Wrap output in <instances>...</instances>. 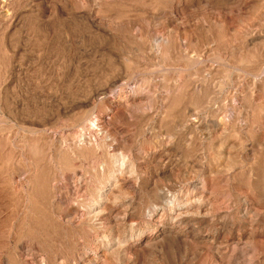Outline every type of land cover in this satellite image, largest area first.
<instances>
[{
    "label": "rangeland",
    "instance_id": "obj_1",
    "mask_svg": "<svg viewBox=\"0 0 264 264\" xmlns=\"http://www.w3.org/2000/svg\"><path fill=\"white\" fill-rule=\"evenodd\" d=\"M0 264H264V0H0Z\"/></svg>",
    "mask_w": 264,
    "mask_h": 264
}]
</instances>
